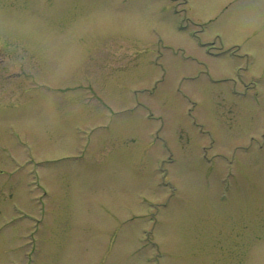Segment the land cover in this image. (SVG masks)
<instances>
[{"label":"rangeland","instance_id":"obj_1","mask_svg":"<svg viewBox=\"0 0 264 264\" xmlns=\"http://www.w3.org/2000/svg\"><path fill=\"white\" fill-rule=\"evenodd\" d=\"M0 264H264V0H0Z\"/></svg>","mask_w":264,"mask_h":264}]
</instances>
